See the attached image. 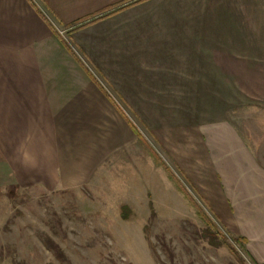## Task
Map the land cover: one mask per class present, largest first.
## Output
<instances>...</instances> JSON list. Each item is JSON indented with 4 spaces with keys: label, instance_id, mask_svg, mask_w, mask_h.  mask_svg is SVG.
Listing matches in <instances>:
<instances>
[{
    "label": "crops",
    "instance_id": "crops-1",
    "mask_svg": "<svg viewBox=\"0 0 264 264\" xmlns=\"http://www.w3.org/2000/svg\"><path fill=\"white\" fill-rule=\"evenodd\" d=\"M239 76L260 79L252 91L264 98V0H0V184L80 189L120 172L130 209L161 159L150 152L145 175L147 142L122 104L220 91ZM150 129L167 192L178 182L216 231L264 264L256 138L224 115Z\"/></svg>",
    "mask_w": 264,
    "mask_h": 264
},
{
    "label": "rangeland",
    "instance_id": "rangeland-1",
    "mask_svg": "<svg viewBox=\"0 0 264 264\" xmlns=\"http://www.w3.org/2000/svg\"><path fill=\"white\" fill-rule=\"evenodd\" d=\"M258 80L225 77L220 91L145 92L143 108L121 103L147 142L145 175L150 168L146 157L161 159L155 185L145 177L137 191L144 188L143 197L128 203L127 213L122 207L128 198L120 188L127 181L120 172L106 173L107 178L98 173L80 189L0 184V264H254L233 237L223 235L219 241L207 236L206 215L178 191V182L172 183L175 194L167 192L162 178L163 173L168 177L167 158L150 127L185 117L193 121L224 115L247 138H256L264 153V98L252 91Z\"/></svg>",
    "mask_w": 264,
    "mask_h": 264
},
{
    "label": "trees",
    "instance_id": "trees-1",
    "mask_svg": "<svg viewBox=\"0 0 264 264\" xmlns=\"http://www.w3.org/2000/svg\"><path fill=\"white\" fill-rule=\"evenodd\" d=\"M186 194V196H187V198H189V199H191L190 197H189V195L187 194V193H185ZM192 200V199H191ZM123 210L126 212V211H129V209L127 208V207H123ZM127 213V212H126ZM125 215V217H127V214H124ZM204 216V215H203ZM205 218V217H204ZM207 222H208V224H209V230L207 231V233H208V237H210L211 239H215V238H219V241L221 240V241H223L224 240V236L222 235V234H220L218 231H216L215 229H213L212 227V225H211V223L209 222V220H206ZM214 242H215V244H220V243H217V241H215V240H213Z\"/></svg>",
    "mask_w": 264,
    "mask_h": 264
}]
</instances>
